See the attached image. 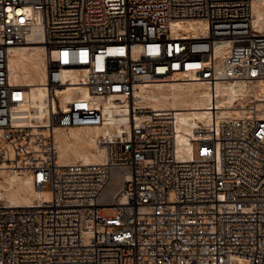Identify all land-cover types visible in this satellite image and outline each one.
Returning <instances> with one entry per match:
<instances>
[{"label": "built area", "instance_id": "1", "mask_svg": "<svg viewBox=\"0 0 264 264\" xmlns=\"http://www.w3.org/2000/svg\"><path fill=\"white\" fill-rule=\"evenodd\" d=\"M264 0H0V161L49 195L33 206L0 200V264H264ZM203 30L174 29L176 21ZM41 41L48 114L16 113L29 86L9 79V57ZM223 43L222 54L215 46ZM81 70L77 92L61 104ZM202 82L210 122L177 152L176 111L142 110L139 85ZM252 89L239 114L217 118L216 84ZM134 119L102 135L101 163H60L56 126L102 127L110 100ZM118 99V100H116ZM48 187V189H47Z\"/></svg>", "mask_w": 264, "mask_h": 264}, {"label": "bare ground", "instance_id": "2", "mask_svg": "<svg viewBox=\"0 0 264 264\" xmlns=\"http://www.w3.org/2000/svg\"><path fill=\"white\" fill-rule=\"evenodd\" d=\"M254 12L258 26L264 25V5L256 2ZM174 29L185 32L203 30V22L196 20L176 21ZM41 41H29L15 48L9 57V79L11 82L29 86L28 102L20 106L17 115L23 119L22 122L29 126L43 125L48 114V105L45 100L44 84L47 78L45 50ZM223 43L215 46V52L222 54ZM81 70L63 69L61 79L70 80V85L65 89L61 98V104L74 98L77 92L87 95L84 86L77 85L81 76ZM252 89L242 84L219 82L216 84V105L220 110L217 118L230 117L239 114L232 109L235 102L243 106L249 98ZM133 99L139 108V115L135 117L138 123L145 119L149 111H176V129L179 132L176 138V149L179 154L188 155L189 141L194 128L199 124L206 126L210 122V114L206 110L209 105L210 93L206 84L202 82H170L166 84L139 85L134 91ZM118 100V99H116ZM108 114V123L102 127L69 128L64 130L56 126L54 128V141L60 163L81 162L101 163L104 161V149L95 144L99 136L113 135L127 132L134 119L127 116L125 105L118 101L110 100L105 108ZM264 118V111L259 113ZM6 163L0 161V200L11 206H33L41 200L47 202L49 195L45 191L32 185L28 178L17 176L6 169Z\"/></svg>", "mask_w": 264, "mask_h": 264}, {"label": "rangeland", "instance_id": "3", "mask_svg": "<svg viewBox=\"0 0 264 264\" xmlns=\"http://www.w3.org/2000/svg\"><path fill=\"white\" fill-rule=\"evenodd\" d=\"M67 131V130H66ZM47 189H48V187H47Z\"/></svg>", "mask_w": 264, "mask_h": 264}]
</instances>
